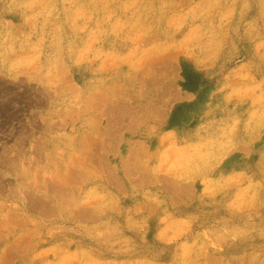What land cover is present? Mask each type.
<instances>
[{"label": "rangeland", "instance_id": "obj_1", "mask_svg": "<svg viewBox=\"0 0 264 264\" xmlns=\"http://www.w3.org/2000/svg\"><path fill=\"white\" fill-rule=\"evenodd\" d=\"M0 264H264V0H0Z\"/></svg>", "mask_w": 264, "mask_h": 264}, {"label": "bare ground", "instance_id": "obj_2", "mask_svg": "<svg viewBox=\"0 0 264 264\" xmlns=\"http://www.w3.org/2000/svg\"><path fill=\"white\" fill-rule=\"evenodd\" d=\"M5 95H6V94H5ZM2 96H4V95H2ZM7 98H9V97H7ZM3 99H4V98H3ZM13 99H14V98H13ZM8 102H9V100H8ZM8 102H7V103H8ZM8 104H9V103H8ZM4 105H5V104H4ZM8 106H9V105H8ZM2 107H3V106H2ZM9 107H10V106H9ZM3 108H6V107H3ZM3 108H2V109H3ZM7 108H8V107H7ZM2 109H1V110H2ZM5 110H6V109H5ZM7 110H9V109H7ZM30 199H31V198H30ZM32 199H33V198H32ZM32 199H31V200H32ZM33 200H34V199H33ZM33 202H34V201H33ZM30 203H32V201H31ZM34 203H35V202H34Z\"/></svg>", "mask_w": 264, "mask_h": 264}]
</instances>
